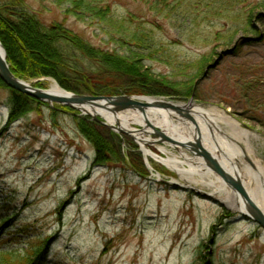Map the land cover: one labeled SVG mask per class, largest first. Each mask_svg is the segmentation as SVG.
Returning <instances> with one entry per match:
<instances>
[{"label":"rangeland","instance_id":"1","mask_svg":"<svg viewBox=\"0 0 264 264\" xmlns=\"http://www.w3.org/2000/svg\"><path fill=\"white\" fill-rule=\"evenodd\" d=\"M260 1L254 0L256 28L232 31L219 41L211 36L229 30L231 24L226 27L219 18L200 17L202 25L194 28L188 18L168 17L141 0H82L76 5L70 0H27V6L45 24L63 22L97 48L140 55L150 73L164 81L194 72L195 63L207 54L204 70L212 67L195 82V103L223 112L248 134V139L238 137L220 122L225 148L239 158L235 162L251 189L254 181L246 173L250 164L245 155L264 165ZM82 64L89 62L84 59ZM252 80L259 85L248 96ZM26 81L48 90L56 80ZM165 90L144 95L177 103L190 98L178 96L170 87ZM41 102L38 109L11 122V91L0 88V222L7 223H0V258L3 253L24 255L31 242L52 238L47 253L34 264H264V229L225 203L228 192L210 182L216 173L202 177L192 172L183 178L154 158L149 159L150 166L139 142L117 131L124 154L142 162L148 174H139L129 160L97 164L93 145L77 125L76 116L84 114L67 105ZM175 115L179 118L173 121L181 129L160 124L162 129L190 137L185 128L192 122ZM141 129L131 124L134 134ZM144 137L158 156L184 159L156 134Z\"/></svg>","mask_w":264,"mask_h":264},{"label":"trees","instance_id":"2","mask_svg":"<svg viewBox=\"0 0 264 264\" xmlns=\"http://www.w3.org/2000/svg\"><path fill=\"white\" fill-rule=\"evenodd\" d=\"M70 1L73 5L82 2ZM141 1L150 3L152 10L168 17L176 15L177 18H188L194 28L202 25L200 17L209 21L213 20L210 17L219 18L225 22L223 26L226 27L231 24L227 28L229 30L216 31L211 36L217 41L229 38L232 31H250L253 27L256 28L253 16L258 4H254V0ZM259 5H264V0ZM137 33L138 31H134V35L137 36ZM140 40L148 43L143 36H140ZM0 41L6 50L10 68L17 77L24 80L52 77L63 88L77 94H165V89L170 87L178 96L188 98L193 93L197 95L194 90L195 82L204 75V65L209 59L205 54L195 63L194 72L183 74L180 79L164 81L165 78L160 79V76L157 78L150 73L140 55L97 48L63 22L45 24L36 12L28 8L27 0H0ZM84 59L89 62L87 66L82 64ZM248 84L250 85L246 90L250 96L259 84L254 80ZM0 88L11 91V122L44 104L8 87L1 77ZM53 109L55 113V108ZM76 121L80 132L95 149L97 164L126 163L129 160L139 174H148L142 162L139 164L130 157L132 155L124 154L120 135L88 116H76ZM0 223L7 225L6 219ZM51 240L52 238H39L29 244L24 255L17 257L13 256L14 253H3L0 264H34L47 253Z\"/></svg>","mask_w":264,"mask_h":264},{"label":"water","instance_id":"3","mask_svg":"<svg viewBox=\"0 0 264 264\" xmlns=\"http://www.w3.org/2000/svg\"><path fill=\"white\" fill-rule=\"evenodd\" d=\"M0 48H1L0 77L8 87L17 90L23 94L29 95L37 100L46 101L50 105H53L54 103H58L62 105H67L74 109H78L83 114L92 116V118L98 123L108 126L110 129L114 131L120 133H128L134 138H135V134L133 133L134 130H124L120 127V124H118L117 126L109 125L99 116L90 113L89 109L91 108L106 109L107 111L113 112L114 115H116L118 112H121L123 110H130V109L139 110L143 114L146 124L143 125V129L138 130L137 133L144 135V133L149 132L147 130V127L151 128L152 129L151 133H154L157 136H159L162 139V141L169 142L176 146L184 147L187 150L191 151L192 153L203 157L206 160L207 165L213 171H215L230 187L236 190L246 201L247 211H239V212L242 215L249 217L257 224H259L262 228H264V212H262L250 198L240 178L239 173L235 170H234V174L231 173L220 163L218 158H216L214 154H212V152L206 149V147L202 143V134L197 126L196 120L189 113V110L186 107H182L180 105L165 100L154 99L153 101H147L146 100L147 97H142V96H129V95L96 96V95H88V94H77L73 92H68L64 89L63 91L65 92V94L56 95L46 89L35 87L30 82L17 77L10 68V64L7 59V53L1 41H0ZM211 67L212 66H208L206 68L204 72V76L207 74L208 70ZM192 100L193 97L190 99L189 104L191 103ZM150 107H158V108L160 107L164 109H170L176 111L180 115L193 121L196 125V133L194 134V139L192 140L190 138L188 139V138L180 137L181 140H179L175 137L166 134L164 131L158 129L152 122L148 120L146 116V108H150ZM147 142L150 143L149 140H147ZM247 160L253 165V162L249 158H247ZM179 185L184 188L185 187L191 188L189 186H185L181 184Z\"/></svg>","mask_w":264,"mask_h":264},{"label":"bare ground","instance_id":"4","mask_svg":"<svg viewBox=\"0 0 264 264\" xmlns=\"http://www.w3.org/2000/svg\"><path fill=\"white\" fill-rule=\"evenodd\" d=\"M1 51V48H0ZM53 94L56 95H62L65 94L63 89L60 87V85L56 81H52L50 84V88L48 89ZM148 100H151L149 98ZM190 111L192 112L193 116L196 118L197 125L199 126L202 135L205 139V144L206 146L212 150V152H215L217 156H221L222 162H224L223 156L224 154L227 155V149L225 148V141L222 139V125L227 126L232 128L230 131L232 132H237L236 135H239L238 137H243V135L248 139V134L243 130L239 129L238 122L235 121L234 119L230 118L223 112H219L215 108H207L203 105L199 104H192ZM90 113H93L100 118H102L104 121H106L109 125H115L117 126L120 124V127L124 130H131V124L132 123H138V124H144L143 117L141 116V113L139 111L135 112H130V113H124V114H119L115 113L114 115L113 112L107 111L106 109H100V108H91L89 109ZM148 117L152 122H155L156 124H161V125H166L169 129L174 125L176 126V130L181 129L178 124H175L172 118H170L168 111L163 110V109H157V108H150L148 110ZM221 122V123H220ZM191 127L192 130L194 128L193 124H190L187 126L185 129L189 130L191 133ZM166 133L174 136L173 134L165 131ZM227 142L229 143L227 136L224 135ZM182 137V136H181ZM136 140L139 142L140 146L145 152V155L148 159V163L150 164V158H154L155 160L161 162L162 164L166 165L168 168H170L172 171L178 173L180 177H186V175L190 173H197L200 174L202 177L208 176L209 174H213L201 160H195L194 158H190L189 155H184V159H179L176 156H167V157H161L155 154L148 146L147 139H145L144 135L140 133L135 134ZM180 138V137H177ZM185 138V137H184ZM248 141V140H247ZM249 144V142H247ZM164 152H166V149L161 148ZM227 152V153H226ZM229 154V153H228ZM219 156V157H220ZM229 163L231 166L236 167L238 169L240 178L243 180V183L248 190V193L250 195V198L252 201L258 206V208L264 212V165L259 162L256 159H253L252 161L254 162L256 167H252L251 165L247 166L246 173L252 177L254 181V186L249 189L247 187V184L244 181V175L242 172H240L238 168V164L235 162L239 160L237 156H232L229 154L228 156ZM186 163H189L190 166L187 168L185 166ZM225 163V162H224ZM192 164L198 165V169L192 168ZM226 164V163H225ZM228 165V164H227ZM224 165L226 169H230L229 166ZM211 183H215L219 189H224L228 192L229 196L225 200V203L239 211H246V201L236 192H233L226 184L224 181L219 177L215 175V180H210Z\"/></svg>","mask_w":264,"mask_h":264}]
</instances>
